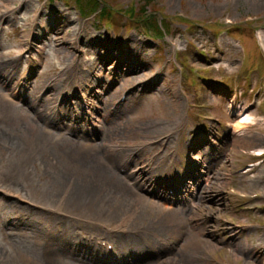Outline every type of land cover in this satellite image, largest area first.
Masks as SVG:
<instances>
[{
	"label": "rangeland",
	"instance_id": "1",
	"mask_svg": "<svg viewBox=\"0 0 264 264\" xmlns=\"http://www.w3.org/2000/svg\"><path fill=\"white\" fill-rule=\"evenodd\" d=\"M76 1L0 0V264H264V0Z\"/></svg>",
	"mask_w": 264,
	"mask_h": 264
},
{
	"label": "bare ground",
	"instance_id": "2",
	"mask_svg": "<svg viewBox=\"0 0 264 264\" xmlns=\"http://www.w3.org/2000/svg\"><path fill=\"white\" fill-rule=\"evenodd\" d=\"M1 69V67H0ZM9 76H10V73H9ZM57 89V83L56 82H51V83H46L43 88H42V91L43 93L45 94H48V98L49 97H53V96H49L50 95H53L52 91ZM14 97H16V95L14 93H12ZM35 102L37 100V97L34 98ZM34 102V103H35ZM38 106H41V105H38ZM233 109V106H230V110ZM233 111V110H232ZM44 114H41L42 112H38L36 113V119L38 121H42L45 125H47L46 123L49 122L51 123L50 125H56L57 124V121L53 120L51 121L50 117H48L45 113V110H43ZM1 115V114H0ZM47 116V117H46ZM235 117H236V121L234 122L233 124V128H234V131L235 132H238L241 128H243L246 124H250L252 123V117H253V112L251 113V111H249V109H245V107L241 106L239 107L236 111H235ZM62 121H66L65 117H62ZM52 125V126H53ZM67 129V128H66ZM88 132V131H87ZM1 133V132H0ZM81 133V132H80ZM89 133V132H88ZM72 134H78V132H72ZM92 136V135H91ZM84 139L86 138L85 135H83ZM11 145L13 146L14 145V142L11 143ZM119 145L112 142V143H104L103 145V151L106 153V155L108 156L109 154H112L114 151H115V147H118ZM256 151H260V150H256ZM259 153H257L258 155ZM128 157L130 158L131 157V154H128ZM135 157V156H134ZM121 163V161L119 162V164ZM126 165L124 164V167ZM249 171V170H248ZM138 172L140 173H144V176L147 175L146 172H144L143 170H138ZM133 173H137V171H134L132 170L131 173L129 175H126L127 178H131L132 177V174ZM3 196V195H2ZM4 197V196H3ZM62 203V200H59L58 201V204H61ZM45 206V205H44ZM46 208H49L48 210H51V209H55L57 210L58 208H54V207H47L45 206ZM196 209H198V206L195 207ZM135 214V210H132L130 211L120 222L119 224L120 225H125V224H128L130 222V220L132 219V217L134 216Z\"/></svg>",
	"mask_w": 264,
	"mask_h": 264
},
{
	"label": "trees",
	"instance_id": "3",
	"mask_svg": "<svg viewBox=\"0 0 264 264\" xmlns=\"http://www.w3.org/2000/svg\"><path fill=\"white\" fill-rule=\"evenodd\" d=\"M78 2H79V0H78ZM89 2H90V3H93V0H89ZM142 2H143V4H144V6L146 7V6H148V5L151 4L152 0H142ZM145 7L143 8V11H142V13H141L142 16H141V15H139V16H135V17H139L140 19H137V20H139V21H143L144 24H145V22L147 21V20H146V16H145V13H146V11H145ZM101 14H102V16H105V15H106L105 7L101 10ZM102 16H101V18H102ZM145 26H147V25H145ZM148 26H151V24H148ZM154 28H155L156 31H159L158 27L155 26V24H154Z\"/></svg>",
	"mask_w": 264,
	"mask_h": 264
}]
</instances>
